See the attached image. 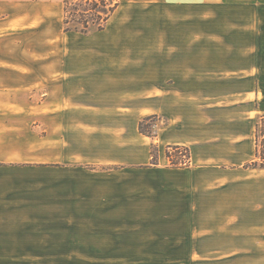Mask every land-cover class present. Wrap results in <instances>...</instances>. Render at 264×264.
<instances>
[{"label":"rangeland","instance_id":"374dc122","mask_svg":"<svg viewBox=\"0 0 264 264\" xmlns=\"http://www.w3.org/2000/svg\"><path fill=\"white\" fill-rule=\"evenodd\" d=\"M218 21L241 28L245 19L235 14ZM95 34L88 37H107ZM258 45L264 46L260 32L234 28L203 31L199 47L180 48L187 58L200 53L201 62L171 63L170 71L201 70L212 79L201 92L182 96L181 120L162 113L139 119L158 116L153 138L139 132L132 117L138 111L115 115L114 94L91 96L89 108L75 110L49 87L0 89V264H264V170L247 168L257 115L253 100L249 106L237 94L244 84L255 87V79L242 76L258 74ZM131 100L136 107L147 99ZM160 100L149 102L161 107ZM172 121L177 135L193 133L200 156L211 155L207 164H193L189 146L162 143ZM117 142L138 147L117 150ZM176 146L187 148L190 159L175 162L194 166V175L189 169L169 180L155 173L142 180L144 171L113 169L143 152L151 157L148 167L154 154L158 166L171 168L166 152ZM159 208L164 221H141ZM185 214L193 220H183ZM146 248L172 253H134ZM112 250L118 253H107Z\"/></svg>","mask_w":264,"mask_h":264},{"label":"crops","instance_id":"0c3cea01","mask_svg":"<svg viewBox=\"0 0 264 264\" xmlns=\"http://www.w3.org/2000/svg\"><path fill=\"white\" fill-rule=\"evenodd\" d=\"M119 1L120 5L105 30L95 34L107 37L83 35L78 38L79 33L64 32V0H0V48L3 50L0 52V89L29 91L49 87L51 95L58 92L63 96L61 103L70 104L66 107L75 110L89 108L87 104H90L91 96L114 94L117 99L110 109L116 112V116L125 118L131 116V111H138L139 114H132L137 126L139 119L158 113L181 120L180 112L185 108L182 96L193 95L196 90L201 92L204 80L211 81L212 75L203 76L201 70L177 68L170 71L171 63L201 62L200 53L194 52L187 58L180 48L199 47L203 31L208 30H257L261 40L264 39V0ZM235 14L245 19L241 28L218 21ZM181 34L185 36L181 37ZM257 53L260 63L258 74L242 76L243 82L255 79V87L251 90L248 83H243L237 94L243 96V103L250 106L253 102L251 111L258 117L264 115V46L258 45ZM159 62L166 64V68L155 71L154 63ZM156 95L161 96V107L149 102ZM171 95L177 96V101H171ZM120 96L126 98L120 99ZM142 98L147 100L135 101ZM131 99L139 104L134 107ZM121 110L128 112L120 113ZM170 110L179 113H171ZM175 126L178 127L177 123L172 121L171 126L163 130L162 143L189 146L193 164H207L211 155L200 156L193 133L188 137L179 136L174 131ZM113 147L117 150H136L138 144L117 142ZM129 157L127 161H120L122 165L118 166L122 167L113 169L144 171V174H139L142 180L154 176V173L156 177L169 180L195 168L165 166L163 170V165L148 167L151 157L147 152L140 155L133 153ZM160 158L162 160L163 156L160 155ZM123 162L126 164L123 165ZM116 163L119 162L112 160V164ZM194 171L191 170V176ZM159 209L155 216L141 215V221H164L160 219L166 216L164 210ZM190 216L182 215L185 221L193 220ZM112 251L107 253H118ZM134 253L172 252L146 248Z\"/></svg>","mask_w":264,"mask_h":264},{"label":"trees","instance_id":"16d2710c","mask_svg":"<svg viewBox=\"0 0 264 264\" xmlns=\"http://www.w3.org/2000/svg\"><path fill=\"white\" fill-rule=\"evenodd\" d=\"M120 5L119 0H64L65 19L64 32L65 33H79L89 36L105 30L109 19L113 16ZM158 116H148L139 123V132L145 136L153 138V134L158 131L160 125L156 123ZM166 125V124H164ZM162 127V125H161ZM256 140H255V155L254 159L247 164V168L253 170H264V115L258 116L255 121ZM170 149V148H169ZM173 152L167 150L166 155L171 163V168H183L184 165L175 162L178 158L183 160L190 159L189 150L181 146L172 148ZM152 166H158L156 157L153 154Z\"/></svg>","mask_w":264,"mask_h":264}]
</instances>
